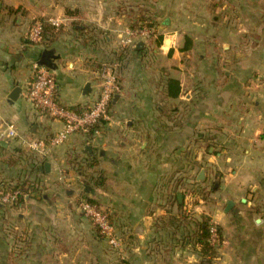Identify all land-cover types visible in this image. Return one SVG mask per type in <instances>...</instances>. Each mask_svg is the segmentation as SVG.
Segmentation results:
<instances>
[{
  "label": "crops",
  "instance_id": "obj_1",
  "mask_svg": "<svg viewBox=\"0 0 264 264\" xmlns=\"http://www.w3.org/2000/svg\"><path fill=\"white\" fill-rule=\"evenodd\" d=\"M142 17L162 40L155 47L152 35L133 48L135 73L123 74L110 122L70 136L45 159L29 153L22 138L61 127L24 98L32 65L52 72L57 102L81 111L98 93L95 67L112 61L118 38ZM47 19L63 23L59 34L31 45L29 27ZM150 52L168 64L146 80L141 60ZM169 79L180 93L160 98ZM9 125L18 137L0 139V191L31 186L14 206L19 234L14 254H4L14 264H200L190 236L204 217L220 232L212 264H264V0H0V134ZM71 158L95 160L105 189L81 184ZM209 181L218 198L201 197L192 217L184 194ZM73 194L104 204L119 249L74 207ZM1 263H9L2 254Z\"/></svg>",
  "mask_w": 264,
  "mask_h": 264
},
{
  "label": "built area",
  "instance_id": "obj_2",
  "mask_svg": "<svg viewBox=\"0 0 264 264\" xmlns=\"http://www.w3.org/2000/svg\"><path fill=\"white\" fill-rule=\"evenodd\" d=\"M47 22L58 30L63 23L55 19H48ZM153 35L148 28L130 29L123 32L119 39V45L124 48H134L137 41H145ZM42 38V23L35 21L27 32V40L30 44L40 43ZM117 64L102 65L96 72L98 80V93L95 99L80 112H74L56 100V80L52 72L38 63L32 65V73L29 82L24 90L25 100L37 111L55 119L61 123V127L48 138H22V144L36 157L45 159L49 157L52 150L64 144L74 134H88L89 129L102 123L109 122L110 104L114 97L120 94L121 85L117 75ZM18 137L16 128L13 125L7 126L0 134V139L8 140ZM29 194H24L19 188L4 189L0 191V206L14 205L28 199ZM79 211L88 218L102 239L112 249H119L120 240L110 221L108 212L100 205L81 200L78 203ZM209 244L218 248L220 238L217 228L210 225L208 228Z\"/></svg>",
  "mask_w": 264,
  "mask_h": 264
},
{
  "label": "trees",
  "instance_id": "obj_3",
  "mask_svg": "<svg viewBox=\"0 0 264 264\" xmlns=\"http://www.w3.org/2000/svg\"><path fill=\"white\" fill-rule=\"evenodd\" d=\"M40 22L42 23L41 41L38 44H31V45L43 44L45 41H47V40L49 41L50 38H54V37L56 38L57 34H59V32L61 30V29L56 30L54 27H52L47 22V20L40 21ZM155 27H156V24L153 22V20L149 19L148 17H142V18H139L135 21L132 20L129 23L130 29L148 28V29H151L154 31L153 35L157 34L155 29H154ZM161 40H162V36L156 35L155 38H151L150 41H153L155 47H158ZM131 50L133 52H137L134 49H131ZM138 53H143V51H138ZM99 67L100 66L95 67L96 71L99 69ZM157 89H158L157 95L160 96V98L164 97V98H172L173 99V98H177L179 93H180V87H179L178 82L175 80H172V79L165 80L164 82L160 83L158 85ZM67 108L74 111V112H80V110L77 109V107H67ZM160 108H163V106L160 105ZM168 109H169V107H168ZM168 109L165 106L163 108V110H168ZM100 124L90 128L89 133L85 134V135L91 136L97 130V128ZM74 159H71L72 160L71 163L76 165L77 171L81 173V179H80L81 184L86 185L88 187H91L92 189H94V188L95 189L96 188L105 189L106 182H107L105 172H103V171L96 172V170L91 171V169H96V167H97V162L95 160H86V162L81 161L79 163H76V158H74ZM94 174H96V176H94ZM22 187L23 188L19 187L20 191H22L24 194L30 193V190H31L30 185H27V186L25 185ZM14 188H18V187H13L11 189H14ZM83 200H85L89 203H92V204L99 205V204H97L96 200H92V199H83ZM210 225H212V224L210 223L208 218H205V217L201 218L200 221L196 222L195 231L190 236V238H192V241L194 242V245L198 247V253H199V256L201 257L200 264H212L213 261L217 257V250L218 249L212 247L208 242V238H209L208 228ZM217 232H218V236L220 238V232H219L218 228H217ZM99 236H100V234H99Z\"/></svg>",
  "mask_w": 264,
  "mask_h": 264
},
{
  "label": "rangeland",
  "instance_id": "obj_4",
  "mask_svg": "<svg viewBox=\"0 0 264 264\" xmlns=\"http://www.w3.org/2000/svg\"><path fill=\"white\" fill-rule=\"evenodd\" d=\"M61 28H59V29H61ZM120 38H122V37H120ZM120 38H118V42H119ZM140 42H143V41H140ZM115 48H116V51H115L114 58L112 59V61H110L106 64H98L97 66L101 67L102 65H109L110 66L113 64H117L118 65L117 75H118L119 83L121 85L123 74H124L125 78H132L134 76V73H135L134 72L135 71L134 66L135 65H134L133 60L138 57V54H134V52L131 50V49H133L132 47L124 48V47L120 46L119 43H116ZM167 61H168L167 59H163L160 57H159V59H155V57L152 56L151 52L146 54L145 56H143V60H141V64H142V62H144V69H145L144 71L147 72L146 74H144L145 75L144 78L146 80L147 79H157V74L159 75V73H160V72H158L159 67L164 66V65L167 66V64H168ZM121 90H122V85H121ZM110 115H111V113H109V118L111 117ZM109 122H107V123H109ZM25 152H28V151L25 150ZM101 171L102 170H97L96 172H101ZM57 178H59V176ZM214 185H215V183L209 181V183L206 185V188L203 190L204 193L202 191V188L201 189L196 188L194 190L191 189V191H192L191 194L190 193L184 194L186 196L185 197V205L187 204L186 209L190 211L189 213L191 214L192 217H193V215H195V213H197V211H195L194 207L198 208L201 205V203H199V201L202 200L201 197L207 199V201H209V202L213 201V199H215V198H218V194L211 193ZM80 189L81 188H79V190ZM64 195L66 196V194H64ZM75 195H78V198L75 197V199L72 202V204L74 205L75 208H78V203L80 202V200H82V199H80V196H82L83 199H92V198H85L84 195H81V194H73V196H75ZM210 195H212L211 198H210ZM75 200H77V201H75ZM92 200H94V199H92ZM97 204H99L100 206L102 205L101 207H103V205H104V204H102V202H97ZM2 208H3L1 211V216H2L1 219L2 220L0 223L1 224L0 228L3 229L4 231L2 233L3 235L0 236V243L4 245V250L0 251V255L2 254L3 257L7 258V261L9 262L8 264H14L5 255H7L9 250H10V253H8V254H14L13 253L14 252V239H16V237L19 234V232L14 230V225L16 226L18 224L17 218L14 215V205H5ZM212 225H214V224H212ZM20 237H21L20 239L22 240L24 236L23 237L20 236ZM24 238H26V237H24ZM220 241H221V239H220ZM218 248H216V249H218Z\"/></svg>",
  "mask_w": 264,
  "mask_h": 264
},
{
  "label": "water",
  "instance_id": "obj_5",
  "mask_svg": "<svg viewBox=\"0 0 264 264\" xmlns=\"http://www.w3.org/2000/svg\"><path fill=\"white\" fill-rule=\"evenodd\" d=\"M142 48H143V42H139V43L136 45V47H135L136 50H141ZM44 64H47V63L44 62ZM40 65H41V64H40ZM42 66H44V65H42ZM90 91H91L90 84H89V83L85 84V86H84V88H83V91H82L83 96H89ZM20 92H21L20 88H18V87L14 88V89L11 91V93L8 95V100H9V102H14L15 100H17V98H18ZM116 97H117V96H115L114 99H115ZM114 99H113V100H114ZM33 131H34V128L31 130V132H33ZM1 142H2V141H1ZM87 149H88V147H87ZM89 149H90V147H89ZM84 150L86 151V148H85ZM88 151H89V150H88ZM48 168H49L48 163H45V164H44V169H45L46 171H48ZM201 174H202V172L200 173V176H201ZM84 192L87 193L88 190H84ZM178 199H179V200L181 199V196H180V195H178ZM233 205H234V204H233L231 201H228L227 204H226L225 212L227 213V212L233 207Z\"/></svg>",
  "mask_w": 264,
  "mask_h": 264
}]
</instances>
